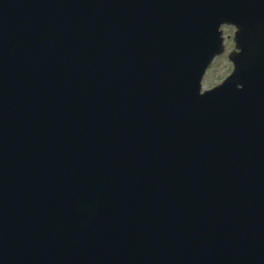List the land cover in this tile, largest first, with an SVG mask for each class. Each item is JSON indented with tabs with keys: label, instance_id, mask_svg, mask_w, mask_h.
<instances>
[{
	"label": "water",
	"instance_id": "obj_1",
	"mask_svg": "<svg viewBox=\"0 0 264 264\" xmlns=\"http://www.w3.org/2000/svg\"><path fill=\"white\" fill-rule=\"evenodd\" d=\"M0 264H264V0H0Z\"/></svg>",
	"mask_w": 264,
	"mask_h": 264
},
{
	"label": "rangeland",
	"instance_id": "obj_2",
	"mask_svg": "<svg viewBox=\"0 0 264 264\" xmlns=\"http://www.w3.org/2000/svg\"><path fill=\"white\" fill-rule=\"evenodd\" d=\"M226 52L215 58L209 67L205 79L203 81L204 88H212L213 86L219 84L223 81L232 71L233 65L228 59V54L234 49L233 35L235 27L233 26H223Z\"/></svg>",
	"mask_w": 264,
	"mask_h": 264
},
{
	"label": "bare ground",
	"instance_id": "obj_3",
	"mask_svg": "<svg viewBox=\"0 0 264 264\" xmlns=\"http://www.w3.org/2000/svg\"><path fill=\"white\" fill-rule=\"evenodd\" d=\"M143 118L145 119L144 116H143ZM95 139H96V138H95ZM96 141H97V143L100 145V147L104 148V146H103V142H102L100 139H96ZM98 154H99V155L102 154L103 157H105V158H106V156H108L106 150H104V153H103V151H98ZM203 217L206 218V219L208 220V215H207L206 213L203 214Z\"/></svg>",
	"mask_w": 264,
	"mask_h": 264
}]
</instances>
